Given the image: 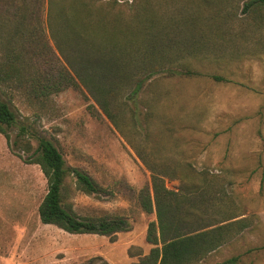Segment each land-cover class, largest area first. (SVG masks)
Instances as JSON below:
<instances>
[{"label": "rangeland", "instance_id": "rangeland-1", "mask_svg": "<svg viewBox=\"0 0 264 264\" xmlns=\"http://www.w3.org/2000/svg\"><path fill=\"white\" fill-rule=\"evenodd\" d=\"M246 1L0 0V100L16 117L9 140L0 133V264L137 263L152 247L146 231L155 221L139 204V191L151 184L141 157L157 171L182 177L189 165L208 175L186 180L212 195L204 224L232 214L245 220V229L234 228L191 264H264V10L243 12ZM81 17L87 25L71 27ZM143 27L155 39L157 31L170 36L146 42ZM163 44L172 47L168 55L151 52ZM113 47L130 53L109 57L129 69L101 84L117 97L119 108L111 103L120 130L76 78L86 67L111 72L99 52ZM167 62L200 74L168 77L155 67ZM65 69L77 86L62 88ZM140 79V94L129 96ZM33 136L52 141L68 168L102 188L100 196L86 195L68 176L65 206L81 217H124L129 229L107 237L42 224L46 179L14 146L24 139L34 149ZM164 185L177 192L180 182L164 178Z\"/></svg>", "mask_w": 264, "mask_h": 264}, {"label": "trees", "instance_id": "trees-1", "mask_svg": "<svg viewBox=\"0 0 264 264\" xmlns=\"http://www.w3.org/2000/svg\"><path fill=\"white\" fill-rule=\"evenodd\" d=\"M262 10H264V0H248L243 4L242 8L243 12ZM138 16L139 13H137ZM73 18L74 14L70 16V21ZM65 21L66 26H68V19L65 18ZM109 24L110 26L117 25L116 21H111ZM86 25L84 18L81 17L80 20L77 18V22L71 27H85ZM174 28L172 27V30ZM141 30V35L144 36L146 42L163 41L166 40L167 36H170L169 33L165 36L160 31H157L155 35L158 37L155 39L150 36V32L153 30L146 27ZM109 34L111 39L115 37L114 31ZM149 43L153 47L154 44L152 42ZM198 46L199 42L195 43L193 48L197 50ZM151 50L152 53L168 55L169 50L172 51V47L163 44L159 50L154 48H151ZM161 50L163 53H161ZM129 54L127 49L123 50L115 47L101 51L99 56L109 64L108 70L111 72H100L86 67L76 73L79 83L93 94L104 114L118 129L117 114L114 112V108L118 109L120 106H116L114 103L117 97H109L114 93L113 88L102 89L104 86H101V84L104 76L110 77L111 74L122 75L129 69V63L126 61L122 59L112 60L109 57L113 55L122 58L121 55L129 56ZM158 66H160L159 70H162L168 77L196 76L200 74L185 65H180L181 68L175 70L176 65L170 62H167V64L159 63L155 67ZM62 78V86L64 85L62 88L78 85L76 78L66 69ZM212 78L221 80V77L216 75L212 76ZM120 82L122 83L121 80H117L113 84L118 86ZM142 82V79L135 82L129 92V96L140 94ZM53 86L58 88L59 85ZM111 98L114 99V108L112 107ZM14 126H16L14 112L6 102L0 100V133L5 136L7 141L9 140L7 130ZM20 132H24L22 127ZM33 138L36 141L34 149L29 141H24V139L15 141L14 146H17L18 149L26 154L27 162L40 167L46 179L47 193L38 207V216L42 224L54 225L69 234H98L107 237L115 236L117 233L129 229V223L124 217H81L65 206L62 198L65 190V180L68 176L74 179L76 188L86 195L100 196L102 188L87 173L76 168H68L61 153L52 141L39 136H33ZM141 159L151 172V184L150 187L147 186L139 191V204L145 213L155 214V221L149 223L146 231V242L152 247L149 253L135 264H191L201 260L208 253L227 242L231 238L232 235L230 233L234 228L237 231H242L247 227L245 220L242 218L236 219L239 215L235 214L224 216L222 220L214 219L210 223H203L201 211L209 206L208 199L212 198V195L208 194L206 186H202L203 183L199 187L189 186L186 180L197 178L200 182H203L208 177L206 173H196L191 170V166L187 165L190 174L180 177L169 169L165 170L168 173L157 171L144 158L141 157ZM164 178L177 179L180 182L178 191L168 190L164 185ZM189 202H193L195 205L188 206ZM210 206L214 207L215 205L212 204ZM191 217L194 218V221Z\"/></svg>", "mask_w": 264, "mask_h": 264}]
</instances>
